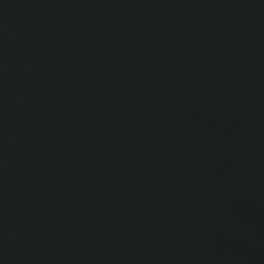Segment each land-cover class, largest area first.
I'll use <instances>...</instances> for the list:
<instances>
[{"label":"water","instance_id":"water-1","mask_svg":"<svg viewBox=\"0 0 264 264\" xmlns=\"http://www.w3.org/2000/svg\"><path fill=\"white\" fill-rule=\"evenodd\" d=\"M0 264H264V0H0Z\"/></svg>","mask_w":264,"mask_h":264}]
</instances>
